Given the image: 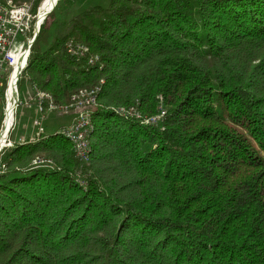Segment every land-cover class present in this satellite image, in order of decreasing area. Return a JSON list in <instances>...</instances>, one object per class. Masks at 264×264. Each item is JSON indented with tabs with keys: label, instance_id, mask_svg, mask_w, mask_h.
<instances>
[{
	"label": "trees",
	"instance_id": "obj_1",
	"mask_svg": "<svg viewBox=\"0 0 264 264\" xmlns=\"http://www.w3.org/2000/svg\"><path fill=\"white\" fill-rule=\"evenodd\" d=\"M59 5L19 88H98L90 160L64 125L2 150L0 264H264V0H110L63 32Z\"/></svg>",
	"mask_w": 264,
	"mask_h": 264
},
{
	"label": "built area",
	"instance_id": "obj_2",
	"mask_svg": "<svg viewBox=\"0 0 264 264\" xmlns=\"http://www.w3.org/2000/svg\"><path fill=\"white\" fill-rule=\"evenodd\" d=\"M59 0L56 2L55 6ZM42 1L37 7L35 1L17 3L14 0L0 1V104L4 97V118L0 132L3 130L7 118L11 115L12 123L9 128L7 143L0 148V154L5 147L14 146L15 143H25L28 140L44 138L47 135L44 123L47 112H59L65 115H72L73 120L64 126V136L73 146L75 157L83 163H88L91 154L90 133L93 128L92 109L96 105V94L98 88L83 89L72 96L69 104L56 103L54 96L38 86L28 87L25 95L28 100L25 107L34 109V115L28 117L24 124L25 132L15 139L11 134L15 130L16 114L22 103V96L19 88V80L23 74L36 37L41 26L55 6L50 10L43 8ZM72 53L84 54L89 47L68 43ZM90 58V62H93ZM4 94L1 95V90ZM122 113H129L133 116L140 114L133 108L128 111L120 109ZM164 111L161 112V115ZM160 116L145 118V122L154 123ZM32 123V132H29ZM52 161L44 156L34 159V165H45Z\"/></svg>",
	"mask_w": 264,
	"mask_h": 264
},
{
	"label": "rangeland",
	"instance_id": "obj_3",
	"mask_svg": "<svg viewBox=\"0 0 264 264\" xmlns=\"http://www.w3.org/2000/svg\"><path fill=\"white\" fill-rule=\"evenodd\" d=\"M44 1L45 0H43V2ZM59 2H60V5L58 9L56 10L55 14L53 15L52 20L50 21H53V23L51 24V27H53V25H57L58 30L60 32H63L64 31L63 27H59V26L61 23L63 24V22L67 18L69 19L70 17L78 14L80 11L90 9L96 5L107 6L110 0H60ZM51 33H52L50 36L51 38H54V36L57 34V32L53 31L52 28H51ZM20 92L22 96V103L20 104V107L16 114L15 130L11 134L12 139L17 138L18 136H20L21 134L25 132L24 124L27 123L28 117H31L34 114V109L25 107L26 105L25 102L28 100V96L25 95V92L22 86L20 88ZM1 99L2 100L0 104V119L2 117V114L4 118V111H5L4 110V105H5L4 97ZM72 119L73 117L70 115H65V117H63L57 114H52V113L47 112L44 126L48 132H53L59 127L63 126L64 124L66 125V124L71 123ZM2 123H3V119H2ZM2 123L0 124V127L2 126ZM11 123H10V126H11ZM29 124H30L29 130H32V123L30 122Z\"/></svg>",
	"mask_w": 264,
	"mask_h": 264
},
{
	"label": "bare ground",
	"instance_id": "obj_4",
	"mask_svg": "<svg viewBox=\"0 0 264 264\" xmlns=\"http://www.w3.org/2000/svg\"><path fill=\"white\" fill-rule=\"evenodd\" d=\"M58 0H45L44 1V6H43V8L45 9V10H48L49 9V6H50V4L51 3H53V2H55V4H56V2H57ZM55 4L51 7V8H53L54 6H55ZM50 8V9H51ZM49 9V10H50ZM11 121H12V117H11V115L7 118V120H6V122H5V125H4V127H3V130L1 131V134H0V148L3 146V144L5 145L6 143H7V137H8V131H9V127H10V123H11Z\"/></svg>",
	"mask_w": 264,
	"mask_h": 264
},
{
	"label": "crops",
	"instance_id": "obj_5",
	"mask_svg": "<svg viewBox=\"0 0 264 264\" xmlns=\"http://www.w3.org/2000/svg\"><path fill=\"white\" fill-rule=\"evenodd\" d=\"M34 115V114H33ZM32 115V116H33ZM61 116V115H60ZM63 116V115H62ZM63 117H65V115L63 116ZM65 119V118H64ZM73 120V119H72ZM72 122V121H71ZM70 124V123H69ZM66 125H68V124H66ZM65 124H64V126H66ZM46 129V128H45ZM29 132L31 133L32 131L31 130H29ZM46 132H48L47 130H46Z\"/></svg>",
	"mask_w": 264,
	"mask_h": 264
}]
</instances>
